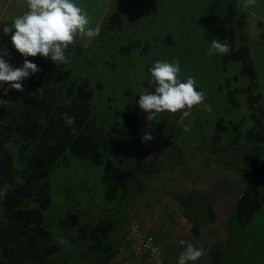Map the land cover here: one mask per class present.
Instances as JSON below:
<instances>
[{
	"label": "trees",
	"instance_id": "16d2710c",
	"mask_svg": "<svg viewBox=\"0 0 264 264\" xmlns=\"http://www.w3.org/2000/svg\"><path fill=\"white\" fill-rule=\"evenodd\" d=\"M238 11L233 0H226L219 10L230 53L218 55V60L237 62L239 67L232 76L233 87L226 79L230 115L213 121L209 143L202 134L194 137L192 129L183 131L177 123L180 112L146 120L138 107L139 93H121L125 109L114 110L118 120L106 128L96 125L88 81L70 77L65 64L35 57L40 71L22 81V92L8 86L0 101V192L6 193L0 197V264H107L127 238L129 204L143 198L147 181L159 175L151 149L136 139L142 127L197 149L201 157L246 181L223 224L226 235L209 247L208 257L210 264H264V102ZM117 18L111 14L97 26L100 38L120 29ZM135 47L131 43L118 51ZM196 109L200 116L206 113L202 107ZM64 113L75 117L76 134L64 123ZM189 136L194 140L186 139ZM67 155L99 170L106 207L93 199L85 208L82 199L72 204L78 188L69 178L65 187L54 182L57 169L69 168ZM54 190L64 193V213L45 217ZM177 201L197 239L200 226L215 220L212 199L190 191ZM262 211L260 222L253 224Z\"/></svg>",
	"mask_w": 264,
	"mask_h": 264
},
{
	"label": "rangeland",
	"instance_id": "374dc122",
	"mask_svg": "<svg viewBox=\"0 0 264 264\" xmlns=\"http://www.w3.org/2000/svg\"><path fill=\"white\" fill-rule=\"evenodd\" d=\"M74 2L87 11L90 27L103 24L105 17L111 14L117 15L120 24L118 31H106L105 38H100L99 35L90 40L78 36L66 54L69 62L65 64L64 70L72 78H85L88 81L91 90L89 103L94 107L96 125L106 128L114 120H118L114 116V110L125 109V104L120 99L121 93L145 94L150 90L154 91L155 85L149 69L155 62L171 63L179 60L181 67L179 78L183 81L188 77H194L196 90L202 91L206 97L205 101L211 105V112L205 111L206 113H201V116L196 109L201 106H194L191 110L192 116L189 118L191 129L195 131L193 136L202 134L203 141L209 143L213 121L218 116L227 119L230 115L227 112L231 110V105L226 99V79L230 81L229 87H233L232 76L237 75L239 67L237 62H220L219 54L206 55L212 39L225 41L227 28L219 22V10L226 0H74ZM237 2L239 20L244 26V9L247 7H244V0ZM259 5H262V0ZM26 10L25 0H0V25L11 24L14 18ZM249 10L257 12L259 8L255 4ZM10 36L11 34L5 36L0 30V50L8 52L9 55L5 59L13 68L22 67L25 58L14 50ZM131 43L136 47L128 48L126 52L118 51V48ZM27 59L33 63L35 57ZM243 81V78L239 77V82ZM8 86L0 85V91L4 88L6 91ZM146 130L153 139L142 143V134ZM164 137L146 127H142L136 137L139 144L151 148L158 171L163 169L176 148L179 151L182 148L179 143ZM186 139L194 140L192 136ZM67 157L69 168L57 169L54 182L65 187L66 179L69 178L78 188L72 204L82 199L85 208L93 199L97 200L101 207H106L99 170L87 166L82 160H76L69 155ZM153 183L155 180L147 181L148 185ZM86 188H89L88 192L84 190ZM63 194L58 190L52 192L53 203L45 217L48 215L56 217L64 213ZM262 213L263 211L257 213L251 222L258 224L262 219L259 218Z\"/></svg>",
	"mask_w": 264,
	"mask_h": 264
},
{
	"label": "crops",
	"instance_id": "0c3cea01",
	"mask_svg": "<svg viewBox=\"0 0 264 264\" xmlns=\"http://www.w3.org/2000/svg\"><path fill=\"white\" fill-rule=\"evenodd\" d=\"M233 1L238 4L237 0ZM259 3L260 0H256V6L259 8L257 12L249 10L252 6L243 10L245 24L242 28L246 32L254 65H257L264 102V0L262 5ZM4 93L5 88L0 91V101ZM180 149L181 151L175 149L163 169L159 171L157 179H154L155 183L151 185L146 183L148 190L145 196L129 204L127 212L133 240L127 236L120 251L107 264H150L146 254L136 247L138 245L134 238L136 233L153 239L164 264H177L178 256L187 243L204 250V254L195 261V264H210L209 247L217 245L224 239L226 233L222 229L223 224L231 214L246 181L201 157L188 147ZM160 176L161 180L158 183ZM190 191L199 197L211 198L213 201L211 206L215 213L213 223L200 226L197 239L191 235L190 221L183 217L182 207L177 201L180 194L186 196ZM88 217H90L88 213H85L84 219L87 220ZM180 241H184L185 245Z\"/></svg>",
	"mask_w": 264,
	"mask_h": 264
},
{
	"label": "clouds",
	"instance_id": "9594fccd",
	"mask_svg": "<svg viewBox=\"0 0 264 264\" xmlns=\"http://www.w3.org/2000/svg\"><path fill=\"white\" fill-rule=\"evenodd\" d=\"M25 4L27 10L23 14L14 18L11 24L0 25L5 36L11 34L10 42L14 50L25 58L22 67L13 68L5 59L8 52L0 50V85L8 84L11 89L19 92L23 91L22 81L40 71L27 57L39 55L50 59L56 65L67 64L69 59L66 52L78 36L91 40L100 34L98 27L89 26L87 11L74 0H25ZM255 4L256 0H244V7ZM229 53L230 46L226 40L220 42L212 39L206 55ZM149 71L155 85L154 92L140 95L137 102L139 109L146 113V120H153L160 113L180 112L177 123L183 126L184 132H189V118L194 106L199 105L204 111L211 112V106L204 103L205 94L196 90L195 78L188 77L183 81L179 78V60L171 63L157 61ZM62 119L71 132L76 134L75 117L64 113ZM152 139L147 130L142 134V143ZM3 195L6 193L0 192V197ZM180 243L185 245L184 241ZM203 254V248L187 243L178 256L177 264H195Z\"/></svg>",
	"mask_w": 264,
	"mask_h": 264
},
{
	"label": "built area",
	"instance_id": "2783aa9c",
	"mask_svg": "<svg viewBox=\"0 0 264 264\" xmlns=\"http://www.w3.org/2000/svg\"><path fill=\"white\" fill-rule=\"evenodd\" d=\"M134 238L140 249L146 254L150 264H164L151 237L136 233Z\"/></svg>",
	"mask_w": 264,
	"mask_h": 264
},
{
	"label": "water",
	"instance_id": "95a60500",
	"mask_svg": "<svg viewBox=\"0 0 264 264\" xmlns=\"http://www.w3.org/2000/svg\"><path fill=\"white\" fill-rule=\"evenodd\" d=\"M160 180H161V176L158 178L157 182L159 183ZM178 204H180V203L178 202ZM126 233H127L128 238L130 240H133V236L130 233V229H129V219L126 221ZM136 247L140 248L138 245Z\"/></svg>",
	"mask_w": 264,
	"mask_h": 264
},
{
	"label": "flooded vegetation",
	"instance_id": "af4514ba",
	"mask_svg": "<svg viewBox=\"0 0 264 264\" xmlns=\"http://www.w3.org/2000/svg\"><path fill=\"white\" fill-rule=\"evenodd\" d=\"M155 133H157V132H155ZM158 134H160V133H158ZM145 147H147V146H145ZM148 148H150V147H148ZM151 149V148H150ZM180 196H184L183 194H180Z\"/></svg>",
	"mask_w": 264,
	"mask_h": 264
}]
</instances>
